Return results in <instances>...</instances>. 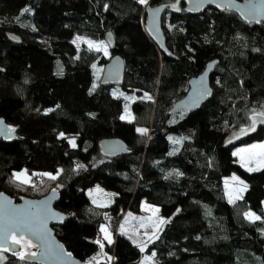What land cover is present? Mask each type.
Segmentation results:
<instances>
[{"label": "trees", "instance_id": "1", "mask_svg": "<svg viewBox=\"0 0 264 264\" xmlns=\"http://www.w3.org/2000/svg\"><path fill=\"white\" fill-rule=\"evenodd\" d=\"M160 4L173 0H0V118L20 138L0 141V192L38 199L39 178L41 189L56 190L54 207L65 219L55 237L83 263L94 264L95 236L106 222L113 241L97 264H139L141 255L153 264H264V170L237 168L230 156L234 147L262 141L264 128L223 146L249 125L253 110H264V25L212 9L187 15L181 5L167 8L161 30L173 57H166L143 30L144 6ZM106 33L114 46L104 56L87 43H102ZM73 37L82 40L77 51ZM114 55L123 61V82L101 87L102 67ZM213 60L210 98L189 114L168 115L188 80ZM125 105L130 122L120 120ZM107 139L123 142L127 154L101 157L97 143ZM20 170L37 173L33 185L13 178ZM230 174L247 185L233 204L223 195ZM94 186L113 193L107 208L90 204L86 191ZM142 202L166 221L143 251L115 234ZM246 211L261 219L246 220ZM1 254L3 264H20Z\"/></svg>", "mask_w": 264, "mask_h": 264}, {"label": "water", "instance_id": "2", "mask_svg": "<svg viewBox=\"0 0 264 264\" xmlns=\"http://www.w3.org/2000/svg\"><path fill=\"white\" fill-rule=\"evenodd\" d=\"M179 9L187 15H198L207 9H212L216 12H228L234 14L242 23L247 25L259 26L264 25V0H246L243 2L236 0H173V4H160L157 6L145 5L143 30L151 43L157 50L166 57H173L165 48V37L161 30V17L167 8ZM255 5V8L252 6ZM7 40L14 44H19L20 40L17 36L12 34L5 35ZM103 43L108 50L114 46V40L110 33L103 36ZM217 61L213 60L205 64L203 70L195 77L187 82V91L184 96L178 101L174 102L167 114L175 113L189 114L196 111L203 105L211 96L212 90L209 86L210 75L216 66ZM124 65L120 57L111 56L103 65L99 86H120L123 82ZM259 121V118H257ZM0 121H3L0 118ZM252 121L249 119V125L245 128V133H241V129L232 131L224 140L223 146L229 147L250 136L254 131H248ZM264 128V123L257 122L256 128ZM8 129H15V131L8 132ZM16 127H10L0 123V141L9 142L20 140L15 134ZM98 152L101 157L105 159L118 157L127 154L126 146L118 139L101 140L97 143ZM58 199V192L50 190L46 195L38 199H30L21 197L18 200L10 198L8 195L0 192V206L7 204L9 210H23V213L18 215L26 216L31 225V231L28 229H20L15 233L19 238L23 235V242L31 243L32 247H25L26 259L21 261L23 264H89L83 263L75 258L65 255L66 250L59 243L55 237L54 228L60 226L65 215L55 209V204ZM63 217V219H61ZM22 242V243H23ZM0 245L7 247V251L0 248V253L13 256L14 252H21L20 245L11 243V237L8 238L7 243L0 240ZM62 246L63 251H61ZM31 253H35L32 256Z\"/></svg>", "mask_w": 264, "mask_h": 264}, {"label": "rangeland", "instance_id": "3", "mask_svg": "<svg viewBox=\"0 0 264 264\" xmlns=\"http://www.w3.org/2000/svg\"><path fill=\"white\" fill-rule=\"evenodd\" d=\"M77 38L78 37H73L71 40V43L76 49V51L80 48L81 43H82V40L81 39L78 40ZM87 44L89 45V43ZM92 45H93L92 48L94 49H96V46H100L99 51L104 56H106L105 55L106 46L103 42L97 43V44L92 43ZM94 75L96 76V74ZM121 116L124 117L123 120L121 119ZM121 116H120L121 121L130 122L132 120L131 113L126 105L123 107V112ZM261 144H264V138L260 142L247 143V144L239 145L237 147L232 148L230 156L232 157L234 166H236L237 168L240 167L242 170H245V171H247L246 169L248 167H253V168H258L259 170H264V164L260 163V157H259V154L262 151H264V149H261V148L253 149L252 148L253 145H261ZM239 149H251V151L241 152L239 155L234 156L233 152H237ZM241 157H243V160H244L243 167L241 166ZM247 172H250V171H247ZM19 173H24V175L19 177V179H17L16 176H14V174H19ZM36 174L37 173L28 174L25 170H20V171L13 173V178L17 182H20L22 184L33 185V183L31 182V178ZM44 176L48 178V175H44ZM233 177L237 178L235 174H230L229 176L225 177L222 182L223 195L227 203H229L230 198L234 202L239 200L240 198L237 199V197L238 196L242 197L245 191L243 189V185L240 184V180L238 178L234 180ZM21 181H26V182H21ZM40 183L42 184L41 180L36 182L37 185H35V187L38 189L37 192L39 196L42 197L46 195L50 190H53V188H46V187L41 189L39 187ZM86 196L90 204L93 207L104 209V208H107L111 204V201L114 195L113 193L109 191H106L99 187L94 186L86 191ZM233 203H229V204H233ZM262 207L264 211V200L262 202ZM154 209H157V207L147 204L145 202H142L140 204L138 213L126 212L124 216L121 217L115 234L125 236L133 244L139 245L140 249L143 248V246L146 243L152 241L158 235L162 225L164 224V223H161V221H164V219H162V217H160L158 212L154 211ZM246 212H250V211H246ZM245 213L243 215L244 218H245ZM245 219L248 221H254L248 218H245ZM101 226H104V228L106 229L108 235L110 236L111 242H109V240L104 239V233L101 232ZM113 236H114L113 233L109 230V226L105 222L98 227V234L95 236V241L99 240L100 244H103V246L105 244L109 245L113 241ZM100 244H97L98 250L96 254L93 256L95 259H92L94 260V264H97L99 262H105L107 259L105 254L100 250L101 249ZM24 250H25V247L22 248L23 252ZM14 257L18 259L17 255H14ZM150 259L151 258L146 255H141L139 264H153V262ZM3 261H4V258L2 257V254L0 253V264H3ZM20 264H23V263L20 262Z\"/></svg>", "mask_w": 264, "mask_h": 264}, {"label": "snow or ice", "instance_id": "4", "mask_svg": "<svg viewBox=\"0 0 264 264\" xmlns=\"http://www.w3.org/2000/svg\"><path fill=\"white\" fill-rule=\"evenodd\" d=\"M139 2L141 4H146L147 0H139ZM252 7L255 8V5H253ZM24 11H28V9H25ZM77 39L79 40L80 38L78 37ZM88 43H89V47L90 48L93 47L91 42H88ZM96 50L99 51L100 50V46H96ZM105 55H107L106 51H105ZM94 88H95V84H93V89ZM145 98L151 99L150 97L147 96L146 93H145ZM126 99H131V98L126 97ZM57 107H59V106L57 105ZM262 109H264V106H262ZM48 111H52V109H49ZM257 118H259V121H258ZM121 119L123 120L124 117L121 116ZM249 119L252 121V123H251L248 131H255L257 122L264 123V110H261V111H258V112L253 110V113H252L251 116H249ZM0 123H3V121H0ZM7 131L8 132H12V131H15V129H8ZM137 131L139 133H141L142 135L146 134V130L145 129H139L138 128ZM245 131H246L245 129H241V133H245ZM60 135L63 137L64 134L61 133ZM169 139L171 140L172 138L169 137ZM69 143L73 147L76 146L74 139H70ZM173 143H179V141L173 140ZM252 148L253 149H255V148L264 149V144L253 145ZM245 151H251V149H239L237 152H233V155L237 156L241 152H245ZM259 157H260V163L264 164V151H262L259 154ZM241 166L242 167L244 166L243 157H241ZM78 167H81V165H78ZM246 170L251 172V171H256V170H259V169L258 168H253V167H248ZM23 175H24V173L14 174V176H16L17 179H19V177H21ZM46 175H49L50 179H53V180L56 179V176H53V175H50V174H46ZM169 175H172V173H169ZM176 175H179V173H176ZM233 179L235 180L237 178L233 177ZM21 182H26V181H21ZM240 184H242L243 185V189L246 190L247 185H244L243 181H240ZM239 198H241V197L238 196L237 199H239ZM233 202L234 201L230 198L229 199V203H233ZM7 204H10V201L7 202L5 205L0 206V240H3L5 242V244H6L8 238L11 237V243L14 244V245H20L21 247H24V246L32 247L31 243L23 242V235H21L19 238H17L16 235H15V233L17 231H19L20 229H28L30 231L32 230L31 229V225H30L29 221L27 220L26 216L18 215L19 213H23V210H19V209L9 210L8 207H7ZM154 211L158 212L159 209H154ZM245 218L252 219V220H260L261 219L259 216H255V214L251 213V212H246L245 213ZM61 219H63V217H61ZM165 222L166 221H161V223H165ZM101 232L104 233V239L109 240V242H111L110 236L108 235V233H107L106 229L104 228V226H101ZM94 243L100 244V241L97 240V241H94ZM100 247L102 249L103 248V244H100ZM0 248H2L4 251L8 250L7 247H4L3 245H0ZM60 248H61V251H63L62 246H60ZM143 250L144 249L141 248V251H143ZM13 254L17 255L18 258L21 261H24L26 259V253H24L23 251L14 252ZM31 255L35 256V253H31ZM65 255L71 256V253H65ZM154 255H155V253H153V256ZM93 259H95V258H93ZM109 259H111V258H109ZM89 264H90V262H89Z\"/></svg>", "mask_w": 264, "mask_h": 264}, {"label": "built area", "instance_id": "5", "mask_svg": "<svg viewBox=\"0 0 264 264\" xmlns=\"http://www.w3.org/2000/svg\"><path fill=\"white\" fill-rule=\"evenodd\" d=\"M40 180H41V179L39 178V179L37 180V182L40 181Z\"/></svg>", "mask_w": 264, "mask_h": 264}]
</instances>
